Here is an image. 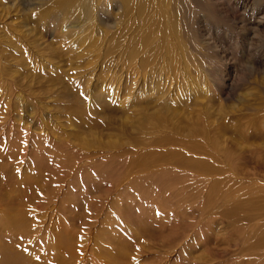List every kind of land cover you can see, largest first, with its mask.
Segmentation results:
<instances>
[{"label":"rangeland","instance_id":"rangeland-1","mask_svg":"<svg viewBox=\"0 0 264 264\" xmlns=\"http://www.w3.org/2000/svg\"><path fill=\"white\" fill-rule=\"evenodd\" d=\"M264 0H0V264H264Z\"/></svg>","mask_w":264,"mask_h":264},{"label":"bare ground","instance_id":"bare-ground-1","mask_svg":"<svg viewBox=\"0 0 264 264\" xmlns=\"http://www.w3.org/2000/svg\"><path fill=\"white\" fill-rule=\"evenodd\" d=\"M264 235V234H263Z\"/></svg>","mask_w":264,"mask_h":264}]
</instances>
